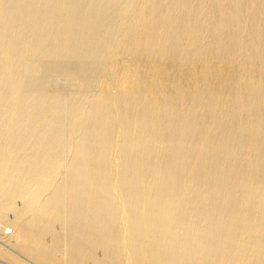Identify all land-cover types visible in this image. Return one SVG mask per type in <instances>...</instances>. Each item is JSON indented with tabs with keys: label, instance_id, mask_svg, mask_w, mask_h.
I'll list each match as a JSON object with an SVG mask.
<instances>
[{
	"label": "bare ground",
	"instance_id": "bare-ground-1",
	"mask_svg": "<svg viewBox=\"0 0 264 264\" xmlns=\"http://www.w3.org/2000/svg\"><path fill=\"white\" fill-rule=\"evenodd\" d=\"M0 223L37 264H264V0H0Z\"/></svg>",
	"mask_w": 264,
	"mask_h": 264
},
{
	"label": "rangeland",
	"instance_id": "rangeland-1",
	"mask_svg": "<svg viewBox=\"0 0 264 264\" xmlns=\"http://www.w3.org/2000/svg\"><path fill=\"white\" fill-rule=\"evenodd\" d=\"M58 78H56V81H54V83L56 82V87H55V85H54V87L56 88V89H59V91H65V92H62V93H67L68 92V94L69 93H71V91H72V93H76L77 91H76V89H74L75 87H71V86H69L68 84H67V82H66V80H64V78H59V77H61V76H57ZM64 80V81H63ZM65 82V83H64ZM88 93V92H87ZM65 96H66V98L68 99V97H70L69 95H72V94H69V95H67V94H64ZM18 201V202H17ZM16 202V204H17V207H20L21 205H22V202H21V200L20 199H18ZM8 217H10L9 218V220H11L12 219V215L10 214V215H8ZM3 226V227H2ZM0 228L2 229V228H5V229H7V228H9V227H7V225H2L1 223H0ZM59 227H57V229H58ZM0 229V230H1ZM2 240V241H1ZM6 240H3L2 238H0V247H2V248H4V249H6V250H9V251H11V252H13V253H16V255H18L19 253L18 252H14V250L12 249V247L9 245V243L7 242ZM16 251V250H15ZM20 258H22V260H24L25 262H26V264H37V263H35V261L34 260H32L31 258L29 259V257H27V256H20V254L18 255ZM27 258V259H26ZM0 263L1 264H3V260H1L0 259ZM3 261V262H2ZM5 263V262H4Z\"/></svg>",
	"mask_w": 264,
	"mask_h": 264
}]
</instances>
